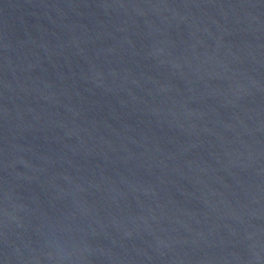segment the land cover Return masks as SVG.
I'll return each mask as SVG.
<instances>
[{
	"label": "water",
	"instance_id": "1",
	"mask_svg": "<svg viewBox=\"0 0 264 264\" xmlns=\"http://www.w3.org/2000/svg\"><path fill=\"white\" fill-rule=\"evenodd\" d=\"M0 264H264V0H0Z\"/></svg>",
	"mask_w": 264,
	"mask_h": 264
}]
</instances>
